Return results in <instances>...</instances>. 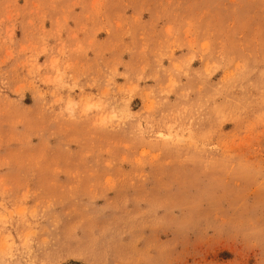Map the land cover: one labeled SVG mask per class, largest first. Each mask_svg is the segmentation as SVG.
<instances>
[{
    "label": "rangeland",
    "instance_id": "1",
    "mask_svg": "<svg viewBox=\"0 0 264 264\" xmlns=\"http://www.w3.org/2000/svg\"><path fill=\"white\" fill-rule=\"evenodd\" d=\"M0 264H264V0H0Z\"/></svg>",
    "mask_w": 264,
    "mask_h": 264
}]
</instances>
